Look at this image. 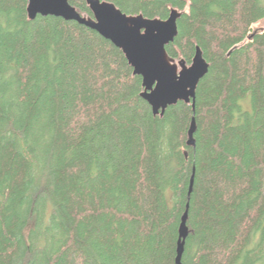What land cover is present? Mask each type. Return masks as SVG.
<instances>
[{
  "label": "trees",
  "instance_id": "16d2710c",
  "mask_svg": "<svg viewBox=\"0 0 264 264\" xmlns=\"http://www.w3.org/2000/svg\"><path fill=\"white\" fill-rule=\"evenodd\" d=\"M101 1L178 9L167 52L209 71L155 115L111 40L1 0L0 264H177L185 213L182 264H264V0Z\"/></svg>",
  "mask_w": 264,
  "mask_h": 264
},
{
  "label": "water",
  "instance_id": "95a60500",
  "mask_svg": "<svg viewBox=\"0 0 264 264\" xmlns=\"http://www.w3.org/2000/svg\"><path fill=\"white\" fill-rule=\"evenodd\" d=\"M1 1V0H0ZM93 17L82 15L69 0H28V16H57L74 20L96 29L111 40L126 55L134 74L143 79L142 97L152 106L154 114L163 115L166 109L179 101L193 103L198 85L208 73L210 64L199 46L193 62H176L168 52L167 45L178 35V19L181 12L172 8L166 19L149 18L142 14L129 15L108 1L87 0ZM193 122L189 144L195 145ZM188 215L185 213L180 226L177 264H182L185 239L188 236Z\"/></svg>",
  "mask_w": 264,
  "mask_h": 264
},
{
  "label": "rangeland",
  "instance_id": "374dc122",
  "mask_svg": "<svg viewBox=\"0 0 264 264\" xmlns=\"http://www.w3.org/2000/svg\"><path fill=\"white\" fill-rule=\"evenodd\" d=\"M252 30H264V19L256 22L253 27H252Z\"/></svg>",
  "mask_w": 264,
  "mask_h": 264
},
{
  "label": "bare ground",
  "instance_id": "6f19581e",
  "mask_svg": "<svg viewBox=\"0 0 264 264\" xmlns=\"http://www.w3.org/2000/svg\"><path fill=\"white\" fill-rule=\"evenodd\" d=\"M152 107V106H151ZM154 113V112H153ZM156 115V114H155Z\"/></svg>",
  "mask_w": 264,
  "mask_h": 264
}]
</instances>
